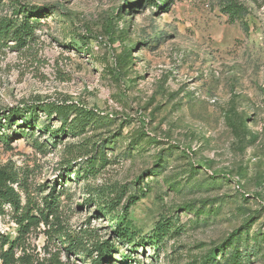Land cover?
<instances>
[{"label": "rangeland", "instance_id": "1", "mask_svg": "<svg viewBox=\"0 0 264 264\" xmlns=\"http://www.w3.org/2000/svg\"><path fill=\"white\" fill-rule=\"evenodd\" d=\"M22 1L56 9L41 20L35 44L0 51V117L17 110L18 122L37 115L58 130L57 113L47 117L40 107L67 104L109 122L56 144L39 128L3 120L0 168L18 175L13 187L23 203L41 204L56 188L70 232L88 230L113 240L117 259L130 256L114 264H205L210 255L224 262L235 244L223 248L237 235L244 251L260 250L243 262L264 264V0H241L248 14L234 24L224 0H171L167 7L163 0ZM130 49L128 64L117 66ZM113 135L120 137L107 147L108 164L96 177L78 178L75 170L87 164L75 153L80 143ZM140 137L142 145L133 146ZM121 187L120 210L140 188L146 194L128 215L144 245L119 243L115 223L98 211L96 193ZM5 210L0 231L15 238L14 213ZM163 220L172 232L154 250L148 240ZM46 229L42 223L31 233L38 251Z\"/></svg>", "mask_w": 264, "mask_h": 264}, {"label": "trees", "instance_id": "2", "mask_svg": "<svg viewBox=\"0 0 264 264\" xmlns=\"http://www.w3.org/2000/svg\"><path fill=\"white\" fill-rule=\"evenodd\" d=\"M163 2L165 7H167L171 0H163ZM154 5L159 7L156 3ZM221 6L223 13L232 24L243 22L248 14L247 6L241 0H224ZM55 9L56 7L39 6L22 0H0V51L8 47L23 51L35 44L39 39L38 31L42 26L41 20L50 14H55ZM78 39L81 43L88 45L85 37L78 36ZM131 51L132 49L126 51L125 55L117 61V66L123 68L128 64L131 60ZM40 109L47 113V117H50L53 112L57 113V116L61 119V128L53 130L52 126L46 121L39 122L37 115L36 119L31 122L25 119H22V122H18L19 111L17 110L10 111L5 118L0 117V127H3L4 120L5 125L10 128L14 125L19 126L21 129L26 125L31 126L32 129L39 128L45 133H50L51 139L55 140L57 144L64 136L85 137L89 131L107 127V123H109L107 118L101 117L92 110L79 109L67 104L45 105L40 107ZM72 114H74V118L69 121L68 117ZM234 130L237 131L238 126ZM119 137L113 135L110 139H103L95 143H91V138L84 139L77 147L75 153L79 154L78 158H85L87 164L75 170V175L83 179L96 177L100 168L108 164L107 147L113 145L114 141H117ZM140 145H142L141 137L133 143V146L136 147ZM150 145L147 144L146 147ZM158 163L160 165L162 163L161 160ZM65 164L68 167V176L72 172L73 162L68 161ZM15 183H18V175L0 168V216L5 214L6 207H10L14 213V221L18 226L15 238L0 231V264H73L70 262L72 257L90 261V264H114L117 261L125 263L130 259V256L123 259L115 257V253H117L119 248L113 240H97L88 230L79 234L70 232L61 219L56 188H53L52 194L42 199L41 204H37L32 198L26 200L24 204L21 194L13 187ZM121 191L123 193L111 190V195H108L105 190L97 192L98 211L110 217L111 223H115L114 237L119 243L136 246L140 243L144 245L143 240H137V233L132 228L128 215L131 209L142 198L146 197V194L140 188L139 191L141 193L138 196H132L125 207L120 210L118 207L127 188L121 187ZM112 195L114 198L109 199ZM42 223L47 228L44 232L47 240L43 249L38 251L36 246H32L30 236L34 229L38 228ZM171 232V222L169 220L160 221L148 242L154 250H157L159 243L164 242ZM241 241V235H237L223 248L226 250L235 244L233 253L231 252L224 259V262H219L215 255H210L206 259L205 264H248L243 262L245 257L259 254L260 250L256 252V248L254 249L253 247L250 251L248 249L244 251ZM62 255H65L68 259L63 260Z\"/></svg>", "mask_w": 264, "mask_h": 264}]
</instances>
